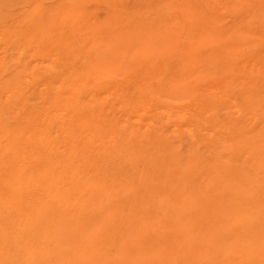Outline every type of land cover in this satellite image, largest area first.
<instances>
[{
    "label": "bare ground",
    "instance_id": "1",
    "mask_svg": "<svg viewBox=\"0 0 264 264\" xmlns=\"http://www.w3.org/2000/svg\"><path fill=\"white\" fill-rule=\"evenodd\" d=\"M162 1L151 29L124 0H35L20 10L28 40L38 31L49 39L34 54H64L37 76L0 59L9 73L0 76V264H264V79L242 91L246 123L218 117L229 85L203 88L193 63L218 49L233 68L242 50L215 49L211 21L198 17L191 32L190 10ZM100 2L96 20L89 9Z\"/></svg>",
    "mask_w": 264,
    "mask_h": 264
},
{
    "label": "rangeland",
    "instance_id": "2",
    "mask_svg": "<svg viewBox=\"0 0 264 264\" xmlns=\"http://www.w3.org/2000/svg\"><path fill=\"white\" fill-rule=\"evenodd\" d=\"M31 1L32 0H0V56H1L0 59H2L5 63L7 62L6 64H8V66H10V69H11V71L13 73L16 72V71H20L23 68V67H21L19 65H25L26 64L24 71H26L30 76L31 75L37 76V75H40V74H48V71L45 69V65L47 66L48 61L50 59H52L53 57H55L54 54H57L56 57L60 58L64 54V51L60 50V49H58V50L54 49V50L50 51V53L47 54V55H40V53H37V54H39V56H38L37 54H34L33 48L36 47V46H39L43 50L46 46H48L49 39L46 38V37H42L41 38V34L38 31L35 34V37L32 40H28L29 39L28 37L30 35V30L31 29H24L25 26H26L24 21H18L16 19H18L22 15V13L19 14L21 12L20 10L24 11V10L30 8V6L34 5V3H36V2H40L42 4L48 5V4L54 3L56 0H36V2H35V0H33L32 2ZM211 1L212 0H195V2H194V0H175L174 1V5H176L177 8H183V9L185 8L186 11L190 10L189 12L191 14V17L190 16L186 17V24H187V27H188L187 29L188 30L191 29L190 30L191 32H193V31L195 33L196 32L197 33L200 32L199 29H198V27H199L198 25L199 24L196 25V23H200L199 22L200 19L198 17L201 16L200 18L208 19L209 22L211 21L210 22L211 23V27H209L208 28L209 30L207 29V31H205V32H207L206 34H208V36L206 38L208 40V43L211 44V45H214L216 43L214 45L215 49H216L218 44L219 45H226V46H230L232 44L230 47H227V49H230V50H232L231 47H233V49H235L236 48V47H234L235 45L239 46V48H241L242 55L239 58L240 62L233 68H232L231 65L228 66L227 63H225V64L222 63V62H224L223 61L224 58H222V57H225L226 53H224L223 51H218V49H217V50L212 51L211 54L209 53V51H204V53H203L204 58L198 59L197 62L193 63V67H194L193 70L198 75L200 74V77H202V78L205 77L206 78V79L204 78L205 79V83H203L204 84L203 88H212L213 86L217 87V85H219V87H220V86L223 85L222 83H228V85H229L228 91L230 92V96L232 95L231 96L232 99L229 100V101H225V103L223 105H225V104L226 105L224 107H223V105H221L222 108L219 106L216 109L215 113H216V115L218 117H223L224 114L225 115L229 114V115H231L233 117L235 116L234 118L235 119L237 118L238 121L240 122V124L243 125V123H246L245 119L247 120V118L250 117L249 116L250 113H248L247 112L248 110L245 109L246 107L244 105H246V104H245V102L243 100L244 98L242 96V91H244V89L247 90L249 88L254 89L256 86H257L256 88H257L258 91H259V86H260V90H261V83L258 82V81L260 79H264V76H261V75H264V70L261 69V68H264V67H262V66H264V59L261 58V57H264V51H261L262 49H264V40H262V38H264V34H262V33H264V31H262V30H264V8H262V7H264V0H248V1L247 0H240V1L239 0H235V4L236 5H234L235 8H234L233 11L230 8H227L225 10L222 7V5L224 6L226 3H229V5L231 6V3H232V2H230L231 0L230 1L226 0L227 2L224 0V3H223L222 0H216L215 2H211ZM237 1H239V2H237ZM245 1H246L247 5L245 4ZM215 3H216V5H215ZM259 3L261 5H259ZM124 5L129 7V8H132L133 11H138L140 13V16H141V19H142V27L149 28V29L154 28L156 25L158 26L160 24V22H161L160 20H162L158 16V14L156 13L155 8H160V11L159 10L158 11L161 12V13H163L164 9H165V7H162L164 5V2L162 0H124ZM241 5L243 7H245V8H242ZM257 6H258V8H256ZM241 9L243 11L240 12L239 10H241ZM89 10L92 12L93 17L96 20H100V19L102 20L104 18V16H105V13H106V7H105V4L103 2L91 5ZM193 11H195V12L193 13ZM228 13H229V15H227ZM248 13L250 14L249 17H248ZM233 15H235V16H233ZM244 15H246V16H244ZM178 16L180 18V21H184L185 20L184 16H182L180 13H179ZM193 17H194V19L197 17L196 18L197 20L195 19V20L191 21L193 19ZM227 18H229V19H227ZM239 19H240V21H239ZM188 21L190 22V24H189ZM215 21L218 23V24L216 23V26H215ZM192 22L194 23V25H193ZM14 25H17V26H14ZM189 25H190V27H189ZM231 27H233V28H231ZM210 28H211V30H210ZM254 28H257L258 30L254 29ZM174 29H176V28H174ZM216 29H217V31H216ZM26 30L29 31V32L27 33ZM255 30H257V31L260 30V31L257 32ZM212 31L213 32L216 31V32H214V35L215 34H217V35L214 36ZM236 32H237V36L238 35L240 36L239 40H236L237 36L235 38L234 37L227 38L230 33L233 34V33H236ZM209 33H210V36H209ZM251 33H253V34H251ZM22 34H25L26 37L22 36ZM176 35L179 36V37L181 36L180 39L182 41H186L187 40L186 32H182V31L178 32L176 30ZM219 35H221V36H219ZM257 35H259V36H257ZM222 36H223L224 39L221 38ZM252 36H257V38L256 37H252ZM253 38H254V41L256 39L255 42L253 41ZM15 39H17V40H15ZM11 40H14V41H11ZM227 41L229 42L230 45L228 44ZM13 42H16V43H13ZM224 42H227V43L224 44ZM221 43H223V44H221ZM234 43H236V44L234 45ZM15 44H16V46H15ZM246 45H247L248 48H250L249 49L250 51L248 50V48H246ZM12 46H14V47L12 48ZM260 47H262V48H260ZM257 51L260 52L261 54L259 55V53ZM252 52H254V53L256 52V55H254V53L252 54ZM206 54H207V56H206ZM208 54H210V56ZM223 54H225V55H223ZM2 55H3V57H2ZM221 55H223V56H221ZM32 56L35 58V61H34V58ZM215 57H216V59H215ZM217 57L219 58V60H217ZM248 57H249V59H248ZM220 60H222V62ZM259 60L262 62V65H261ZM256 61H257V63L259 62V64H257ZM218 62H221V64L218 63ZM250 62L253 65H250L251 64ZM248 63H249V65H248ZM40 64H43V65H40ZM226 64H227L228 68L225 67ZM241 64H242V66H241ZM11 66H13V67H11ZM247 67L248 68L250 67V69H248ZM251 67H252V69H251ZM224 68H227L228 70H225ZM238 68H239V70H237ZM212 70H215V71H212ZM259 70L262 71V72H260ZM206 71L207 72L210 71V72H208V74L211 73V75L210 74L209 75L206 74L207 73ZM223 71H224V74H223ZM216 72L219 73V74H217ZM252 72L255 73V74L258 73L257 76L254 75V74L252 75ZM214 73H216V74H214ZM8 74H9L8 72H6V71L2 72L0 70V76L7 77ZM222 74H223L224 78L222 77ZM233 74L234 75L237 74L236 77ZM250 74L253 77H251ZM259 76H261V77H259ZM217 77H219V78H217ZM211 79L213 80V82H212ZM253 79H254V81H253ZM227 80H230V81H227ZM240 80H242V81H240ZM256 80H257V82H255ZM142 81H143V79H142ZM233 82H234V84H233ZM206 83H208V84H206ZM257 83H259V84H257ZM25 84L26 83L24 82L23 85H25ZM245 84H247L248 87ZM248 84H251V85H248ZM262 87H264V86H262ZM262 90H264V88H262ZM239 93H240L241 97H240ZM262 95H264V94H262ZM238 96H239V98H238ZM240 98L242 100H240ZM38 102H39L38 99H36L34 96L28 97V103L29 104L38 103ZM242 102H244V105L241 104ZM236 104H238V105L240 104V105L243 106L241 108V110H242L241 112H237L238 109H236L237 107L234 106ZM227 106L231 107V109L228 108ZM223 108L225 110H223ZM243 109L246 110L245 113L247 112L244 116L248 115L249 117L247 116V118L245 117V118L241 119L240 117H244L243 114H242V113H244ZM259 113H257V115ZM236 114H237V116H236ZM257 115H256V117L259 116L258 118L262 117L260 115H258V116ZM261 115H262V113H261ZM144 117H145V115H144ZM243 119H244V122H243ZM249 121H250V119H249ZM168 135H170L171 138L175 141V143H177L176 142V140H177L176 135L172 131H169ZM206 137L210 138L211 136L210 135H206ZM188 140H189L188 136H186L185 139H183V143L184 144H182V146L180 147V148H182V150L186 149L185 145L188 143ZM202 150H205V152H207V154H210L209 152L213 151L211 146L202 147Z\"/></svg>",
    "mask_w": 264,
    "mask_h": 264
}]
</instances>
